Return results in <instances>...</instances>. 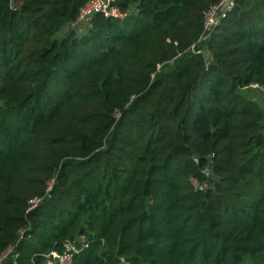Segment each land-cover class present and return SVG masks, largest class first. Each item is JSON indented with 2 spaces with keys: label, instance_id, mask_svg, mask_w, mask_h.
<instances>
[{
  "label": "trees",
  "instance_id": "trees-1",
  "mask_svg": "<svg viewBox=\"0 0 264 264\" xmlns=\"http://www.w3.org/2000/svg\"><path fill=\"white\" fill-rule=\"evenodd\" d=\"M87 1L0 0V264H264V0Z\"/></svg>",
  "mask_w": 264,
  "mask_h": 264
},
{
  "label": "built area",
  "instance_id": "built-area-1",
  "mask_svg": "<svg viewBox=\"0 0 264 264\" xmlns=\"http://www.w3.org/2000/svg\"><path fill=\"white\" fill-rule=\"evenodd\" d=\"M238 0H219L216 4L211 5L203 14V34L201 35L199 42L204 43L207 38L213 33V31L225 20L229 14L235 9ZM101 13L105 17L115 18L123 20L126 17V14H123L115 6V0H88L79 10L78 17L72 25H78L80 23H86L94 14ZM191 51L195 54L203 53L202 48H196L195 44L192 45ZM249 88L254 89L260 92L264 96V86L260 87L257 84H251ZM247 88V89H249ZM212 159L213 156L208 157V167L212 168ZM206 167L203 170L205 176L210 174V169ZM191 181L196 188L202 189L206 184H198L196 179ZM38 202L36 200L33 205ZM91 241H88L84 236L79 237L75 241H65L63 243V250L61 253L50 252L49 254L44 255V264H73L74 258L80 254L82 251L88 248ZM13 252V248L10 247L3 254V257H6L8 253ZM19 254L15 253L14 258H17ZM123 264H129L125 261L124 258H120Z\"/></svg>",
  "mask_w": 264,
  "mask_h": 264
},
{
  "label": "rangeland",
  "instance_id": "rangeland-1",
  "mask_svg": "<svg viewBox=\"0 0 264 264\" xmlns=\"http://www.w3.org/2000/svg\"><path fill=\"white\" fill-rule=\"evenodd\" d=\"M80 24H82V26L81 27L78 26L79 29L84 30L85 26L83 25V23H80ZM60 35H61V33L58 34V36H60ZM257 104L259 105L260 109L264 112V97H260L258 99Z\"/></svg>",
  "mask_w": 264,
  "mask_h": 264
}]
</instances>
